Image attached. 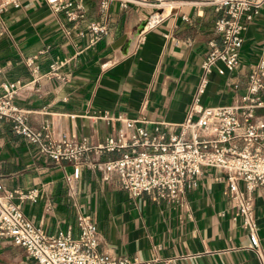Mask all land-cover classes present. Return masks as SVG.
Here are the masks:
<instances>
[{
    "label": "crops",
    "instance_id": "1",
    "mask_svg": "<svg viewBox=\"0 0 264 264\" xmlns=\"http://www.w3.org/2000/svg\"><path fill=\"white\" fill-rule=\"evenodd\" d=\"M84 2L87 17L107 27L101 40L88 48L75 31L64 34L68 27L64 17L52 13L44 0H20L19 7L8 6L2 14L7 33L0 36V83L20 81L13 101L26 111L27 123L34 129L46 125L52 137L60 133L74 140L84 137L89 146L102 143L120 125L96 117L101 111L173 130L195 93L206 41L216 37L213 7L182 0L157 19V13L148 18L150 8L128 4L121 9L112 1L103 17L97 13V0ZM28 56H35L36 73L24 64ZM262 57L264 1L243 32L236 67L218 75L215 68L222 63L215 61L206 74L200 103L234 102ZM52 61L62 62L58 72L63 79L45 73ZM256 113L264 115V110ZM117 155L100 153L97 159ZM95 159L92 151L86 152L78 178L67 183L70 162L53 161L15 134L9 120L0 119V184L5 190H37L33 200L21 202V210L46 233L72 225L75 213L82 211L96 226L98 250L110 256L126 255L151 264H264V185L250 192L257 256L247 248L240 217L233 219L219 169L201 167L195 186L184 190L179 206L146 193L128 196L115 176L102 180ZM237 188L244 192L240 180Z\"/></svg>",
    "mask_w": 264,
    "mask_h": 264
},
{
    "label": "built area",
    "instance_id": "2",
    "mask_svg": "<svg viewBox=\"0 0 264 264\" xmlns=\"http://www.w3.org/2000/svg\"><path fill=\"white\" fill-rule=\"evenodd\" d=\"M112 1L121 9L128 4L150 8V18L162 2L182 0H97L98 15L104 17ZM198 1L211 5L217 13L213 21L216 37L206 41L207 50L200 63L202 74L195 93L184 119L174 125L173 130H168L165 124L148 126L144 119L124 118L119 114L113 117L101 111L96 117L106 123L112 120L120 123L102 143L89 146L84 137L74 140L65 133L52 137L46 125L32 128L26 121V111L14 103L21 85L19 80L0 83V119L9 120L15 134L53 161L70 162L71 172L65 175L67 183L78 178L81 159L92 151L103 181L115 176L119 187L130 197L146 193L182 206L184 190L195 186L201 167L219 169L226 182L225 194L234 209L233 219L240 217V225L248 237L247 248L260 256L250 192L264 185V115L256 113L257 109L264 110V58L251 68L245 90L236 95L234 102L203 105L199 95L215 61L222 63V67L215 68L218 75L236 67L243 32L264 0ZM44 2L52 13L64 17L68 24L63 31L65 35L75 31L77 39H86L83 48L94 46L105 35V23L87 17L84 0ZM19 5L20 0H0V36L7 33L3 12L8 6L17 8ZM24 64L29 72H37L35 56L25 57ZM61 65V61H52L45 73L63 79L64 75L58 72ZM107 152L118 155L102 161L97 159L100 153ZM239 180L244 192L237 188ZM36 195L35 188L5 190L0 184V243L10 242L22 247L32 264H151L136 257L110 256L99 251L96 226L90 215L82 211L75 213L72 225L46 233L32 224L21 210V202L33 200Z\"/></svg>",
    "mask_w": 264,
    "mask_h": 264
},
{
    "label": "rangeland",
    "instance_id": "3",
    "mask_svg": "<svg viewBox=\"0 0 264 264\" xmlns=\"http://www.w3.org/2000/svg\"><path fill=\"white\" fill-rule=\"evenodd\" d=\"M0 264H32V262L21 247L1 244Z\"/></svg>",
    "mask_w": 264,
    "mask_h": 264
},
{
    "label": "bare ground",
    "instance_id": "4",
    "mask_svg": "<svg viewBox=\"0 0 264 264\" xmlns=\"http://www.w3.org/2000/svg\"><path fill=\"white\" fill-rule=\"evenodd\" d=\"M176 3H178V2H176V1H167V2H162L161 4H160V6H159V9L157 10V14L158 15H163V10H167V9H169V7L171 6V5H174V4H176ZM146 25V23H144L142 26H141V28L143 27V26H145Z\"/></svg>",
    "mask_w": 264,
    "mask_h": 264
}]
</instances>
